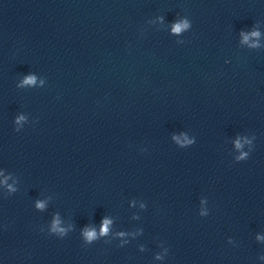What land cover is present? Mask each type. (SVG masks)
Listing matches in <instances>:
<instances>
[{"label": "clouds", "instance_id": "1", "mask_svg": "<svg viewBox=\"0 0 264 264\" xmlns=\"http://www.w3.org/2000/svg\"><path fill=\"white\" fill-rule=\"evenodd\" d=\"M174 30H175V31H179V30H180V27L177 26Z\"/></svg>", "mask_w": 264, "mask_h": 264}]
</instances>
